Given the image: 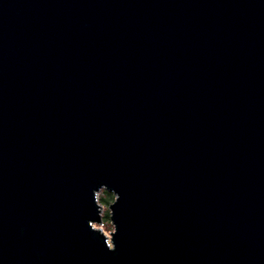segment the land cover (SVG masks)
Segmentation results:
<instances>
[{
	"label": "water",
	"instance_id": "95a60500",
	"mask_svg": "<svg viewBox=\"0 0 264 264\" xmlns=\"http://www.w3.org/2000/svg\"><path fill=\"white\" fill-rule=\"evenodd\" d=\"M0 264H264V0H0Z\"/></svg>",
	"mask_w": 264,
	"mask_h": 264
},
{
	"label": "rangeland",
	"instance_id": "374dc122",
	"mask_svg": "<svg viewBox=\"0 0 264 264\" xmlns=\"http://www.w3.org/2000/svg\"><path fill=\"white\" fill-rule=\"evenodd\" d=\"M103 190H105V189H102L101 191H99V193H98V200L100 199V196L102 195L101 192ZM107 210H109V205H103L102 206V209H101V211H102L101 214L103 215ZM102 219H103V216H102ZM94 226L96 228L100 229L108 237V240L111 243V232L114 230V225H113L112 221L111 220H105V222H103V220H102V222H100V223L99 222L98 223L96 222L94 224Z\"/></svg>",
	"mask_w": 264,
	"mask_h": 264
},
{
	"label": "trees",
	"instance_id": "16d2710c",
	"mask_svg": "<svg viewBox=\"0 0 264 264\" xmlns=\"http://www.w3.org/2000/svg\"><path fill=\"white\" fill-rule=\"evenodd\" d=\"M101 196H100V204L102 205H110L112 203L113 200H115V195L113 192L107 191V190H103L101 192ZM102 205V206H103ZM103 222H105V220H110V212L109 210H107L103 215Z\"/></svg>",
	"mask_w": 264,
	"mask_h": 264
}]
</instances>
